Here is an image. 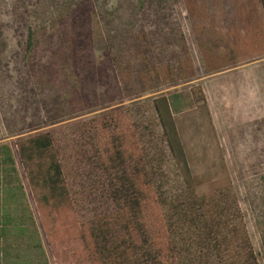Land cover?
Segmentation results:
<instances>
[{
  "label": "trees",
  "instance_id": "trees-1",
  "mask_svg": "<svg viewBox=\"0 0 264 264\" xmlns=\"http://www.w3.org/2000/svg\"><path fill=\"white\" fill-rule=\"evenodd\" d=\"M182 3L206 75L264 58V0ZM178 45L179 53L172 51L166 59L153 61L150 55L155 49L140 34L135 50L126 51L129 59L122 55L111 61L122 83H130L133 72L145 92L154 83L173 85L194 77L191 54L183 43ZM34 46L35 34L27 26L26 57ZM134 60L141 62L139 70L134 69ZM192 94L200 120H193L191 131L215 134L202 92L197 89ZM181 101L182 95H174L163 108L153 101V108L163 152L184 166L197 145L191 146L193 139L181 143L173 125L171 136L163 114L169 118L170 111L177 119H185L192 109L181 115ZM75 128L62 143L48 131L15 142L53 256L69 253L76 264H258L227 176L225 183L212 188V178L204 180L190 170L184 190L170 201L156 183L137 126L124 110H113ZM0 264H49L14 153L6 143H0Z\"/></svg>",
  "mask_w": 264,
  "mask_h": 264
},
{
  "label": "rangeland",
  "instance_id": "rangeland-1",
  "mask_svg": "<svg viewBox=\"0 0 264 264\" xmlns=\"http://www.w3.org/2000/svg\"><path fill=\"white\" fill-rule=\"evenodd\" d=\"M27 26L35 34L28 57ZM140 34L155 49L153 61L179 53L178 44L183 43L193 60L194 77L173 85L154 83L145 92L133 72L130 83H122L111 58L129 59L126 51L135 50ZM132 62L139 70L141 62ZM197 89L204 92L216 133L189 131L185 138L193 139L190 144L198 149H187L190 165L187 161L180 166L162 150L153 101L163 108L170 97L182 95L184 115L197 106L192 94ZM113 110H124L137 126L156 183L170 201L184 190L190 170L204 180L212 178V188L228 177L258 264H264V58L206 75L182 0H0V143L14 153L49 264L76 263L69 253L58 257L49 252L15 142L48 131L62 143L75 127ZM163 114L173 136L172 112L169 118ZM70 161H64L67 171ZM167 215L178 220L175 214Z\"/></svg>",
  "mask_w": 264,
  "mask_h": 264
},
{
  "label": "crops",
  "instance_id": "crops-1",
  "mask_svg": "<svg viewBox=\"0 0 264 264\" xmlns=\"http://www.w3.org/2000/svg\"><path fill=\"white\" fill-rule=\"evenodd\" d=\"M203 95H204V92H203ZM204 99H205V104H206V107H207V110H208L209 118H210L212 126L214 128V132L216 133V128H215V122H214V119H213V115L211 113V110H210V107H209V104H208V102L206 100L205 95H204ZM172 115H173V119H174L173 120L174 121V127H175V130L177 131L176 133L178 134V136H179V138L181 140V143L184 142V141L185 142L188 141L187 138H185V135H187L188 131L192 130V127L195 124L193 122V120L194 121L200 120V117L198 115H195V108L192 109L191 113H188V115H186L187 121H186V118L184 119V117H179V119H177L178 118V117L176 118L177 114H172ZM189 123H191L192 126H190ZM198 123L199 122H196V124H198Z\"/></svg>",
  "mask_w": 264,
  "mask_h": 264
}]
</instances>
